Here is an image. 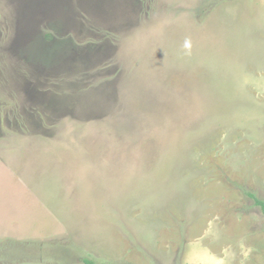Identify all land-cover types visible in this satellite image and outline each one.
<instances>
[{"label":"rangeland","instance_id":"374dc122","mask_svg":"<svg viewBox=\"0 0 264 264\" xmlns=\"http://www.w3.org/2000/svg\"><path fill=\"white\" fill-rule=\"evenodd\" d=\"M264 0H0V264H264Z\"/></svg>","mask_w":264,"mask_h":264},{"label":"trees","instance_id":"16d2710c","mask_svg":"<svg viewBox=\"0 0 264 264\" xmlns=\"http://www.w3.org/2000/svg\"><path fill=\"white\" fill-rule=\"evenodd\" d=\"M250 196H252L255 199V203L257 205H259L262 209V212L264 214V200L259 199L255 194L253 193H249ZM88 264H96L95 262H93L92 260L86 259L85 260Z\"/></svg>","mask_w":264,"mask_h":264}]
</instances>
